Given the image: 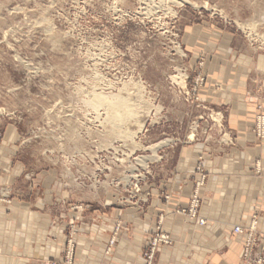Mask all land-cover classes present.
<instances>
[{
	"label": "rangeland",
	"instance_id": "rangeland-1",
	"mask_svg": "<svg viewBox=\"0 0 264 264\" xmlns=\"http://www.w3.org/2000/svg\"><path fill=\"white\" fill-rule=\"evenodd\" d=\"M209 32L264 55V0H0V172L19 165L45 202L68 190L75 211H144L160 151L204 141L208 121L222 129L225 112L199 94ZM118 98L129 113L114 120ZM81 223L68 228L74 264Z\"/></svg>",
	"mask_w": 264,
	"mask_h": 264
},
{
	"label": "crops",
	"instance_id": "crops-1",
	"mask_svg": "<svg viewBox=\"0 0 264 264\" xmlns=\"http://www.w3.org/2000/svg\"><path fill=\"white\" fill-rule=\"evenodd\" d=\"M214 35L209 32L197 46L210 52L207 82L199 94L225 112L222 129L208 121L213 129L204 141L160 151L144 211L105 204L75 211L72 203L66 205L68 190H58L45 202L39 189L18 182L23 175L19 165L0 172L1 192L11 193L10 202L0 201V264L62 260L68 228L79 218L75 264H147L145 253L159 224L172 241L158 246L153 264H241L244 235L234 227H248L256 215L264 239V139L254 133L256 115L264 113V55L237 52L233 34ZM200 158L208 174L200 191L204 225L175 213L192 196ZM39 176L42 188H53L49 174ZM22 189L28 197H21ZM162 191L171 194L167 202ZM56 201L60 211L51 209Z\"/></svg>",
	"mask_w": 264,
	"mask_h": 264
},
{
	"label": "built area",
	"instance_id": "built-area-1",
	"mask_svg": "<svg viewBox=\"0 0 264 264\" xmlns=\"http://www.w3.org/2000/svg\"><path fill=\"white\" fill-rule=\"evenodd\" d=\"M255 136L264 139V114L257 116L255 124ZM194 175V188L189 202L185 206L176 208L175 213L185 218L196 220L200 225L206 224V219L199 214L202 199L200 191L207 181V171L205 170L202 159L198 161ZM236 234H243V249L241 255V264H264V239L257 229V216L254 215L248 227L236 225L234 227ZM172 241L170 234L162 231L161 224L151 239L150 248L146 251L145 257L147 264H153L155 253L159 245H168ZM53 264H74V243L69 241L66 249L65 258L62 261Z\"/></svg>",
	"mask_w": 264,
	"mask_h": 264
},
{
	"label": "bare ground",
	"instance_id": "bare-ground-1",
	"mask_svg": "<svg viewBox=\"0 0 264 264\" xmlns=\"http://www.w3.org/2000/svg\"><path fill=\"white\" fill-rule=\"evenodd\" d=\"M107 96V95H106ZM106 97H104V96H100L99 97V99H105ZM98 102V101H97ZM96 102V103H97ZM129 104V103H128ZM128 104H127V102L124 100V99H122V98H118L116 101H112V104H111V109H112V114H111V116H112V118L114 119V120H120L121 118H122V116H121V113H119V110L120 109H122L123 107H126V109H127V112L129 113V109H128ZM131 110V109H130ZM125 113V112H124ZM127 114V113H126ZM161 144V143H160Z\"/></svg>",
	"mask_w": 264,
	"mask_h": 264
}]
</instances>
